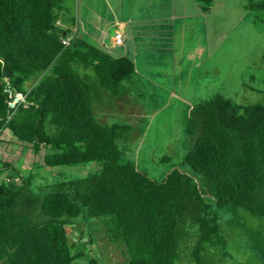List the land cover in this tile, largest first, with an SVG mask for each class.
Masks as SVG:
<instances>
[{
    "label": "trees",
    "instance_id": "16d2710c",
    "mask_svg": "<svg viewBox=\"0 0 264 264\" xmlns=\"http://www.w3.org/2000/svg\"><path fill=\"white\" fill-rule=\"evenodd\" d=\"M66 1L0 0V135L7 130L44 148L48 168H102L34 192L32 177L4 164L0 175L10 173L0 176V264H83L76 261L88 244L69 240L68 226L96 218L127 255L120 264H181L186 249L194 264H209L208 251H226L228 243L222 211L264 223V103L240 105L216 94L196 104L182 164L202 181L178 169L156 181L128 156L135 123H115V114L107 120L99 111L127 95L134 61L82 38L65 46L75 26ZM200 1L210 12L213 0ZM249 7L264 12V0ZM6 81L28 95L14 113ZM253 234L250 245L258 248L261 231Z\"/></svg>",
    "mask_w": 264,
    "mask_h": 264
},
{
    "label": "rangeland",
    "instance_id": "374dc122",
    "mask_svg": "<svg viewBox=\"0 0 264 264\" xmlns=\"http://www.w3.org/2000/svg\"><path fill=\"white\" fill-rule=\"evenodd\" d=\"M128 1L132 3V0ZM118 2L119 0H67L65 7L75 20L72 31L84 29L92 37L105 35L106 44H110L114 28L109 27V22L114 20L112 15L115 12L119 15L116 9ZM251 2L252 0H213L212 14L203 21L192 19L187 21L188 24L185 20L171 23L174 27L177 26V33L173 30L172 34L181 39L184 37L187 42L183 41L186 46L181 47L188 56L196 55L186 60L177 56L167 66L158 65L156 70L155 57L152 55V67L144 66V70L148 68L149 71H155L143 76L155 79L156 71L165 69L168 72L166 79L163 74H159L161 82L157 81V77L154 81L158 84L142 80L143 85L134 82L127 86L128 94L133 100L132 104L124 105V111L137 108L142 114L134 116V120L131 118L132 114H124L129 115L127 118L121 115L122 112L119 114L114 111L111 121L117 123L128 120L129 123H135L136 132L128 144V156L134 159L142 172L156 181H161L175 169L193 176L198 182L202 181L199 173L182 164L189 150L186 133L188 116L190 109L196 104L209 101L216 94L240 105L264 103V12L251 10ZM125 4L129 9L130 5ZM201 5L205 3L201 2ZM108 6L111 7L110 11ZM193 11L190 9L188 12L191 14ZM94 19L97 22H93ZM89 41L92 42L90 37ZM165 60L159 58L160 62ZM173 76H179L176 79V89L161 90V83L169 81ZM26 85L29 87L32 83L28 82ZM118 108L121 107L116 105L113 109ZM46 154L44 148L36 150L33 145L20 141L7 130L0 135V170L4 164L14 165L25 177L33 178L31 187L34 192H39L43 186L60 179L84 177L102 168L96 162L79 167L48 168L44 163ZM9 173L6 170L1 175L6 177ZM222 213L224 221H228L224 223L228 231L226 251L210 249L207 262L264 264V223L244 212ZM259 230L263 244L253 248L248 238ZM68 232L69 240H81L88 244L89 253L86 252L85 257L76 261L78 263L87 264L91 258L99 259L101 264L127 261V255L122 249L107 240L100 218L71 222ZM191 240L194 242L193 238ZM192 243L187 242V248ZM221 252L229 257L223 258ZM188 254L189 250L183 251L181 264H194Z\"/></svg>",
    "mask_w": 264,
    "mask_h": 264
},
{
    "label": "crops",
    "instance_id": "0c3cea01",
    "mask_svg": "<svg viewBox=\"0 0 264 264\" xmlns=\"http://www.w3.org/2000/svg\"><path fill=\"white\" fill-rule=\"evenodd\" d=\"M97 1V0H96ZM188 2H184V0H132V3L128 0H119L117 6V12L119 15H114V20H110V28L113 29V35L110 38V44H106V40H104V36H94L87 31L81 30L76 32L77 38H82L93 42L92 45L106 48L109 52L114 55L116 58L130 56L135 64L136 74L133 78L132 82H137V85L142 83V80H146V82L151 84H158L154 82L155 80L160 81L158 77L159 74H163V76L168 75L165 69L156 71L155 79H149L143 74L151 75L157 69L158 65L167 66V63L173 62L174 58L179 56L180 58L186 60L187 58L193 57L194 55L188 56L187 52L181 47L186 46L184 43H187L184 37L178 38L177 35L172 34L173 30L177 33V26L174 27L173 23L176 20H185L186 24L188 20L194 19H203L208 18L207 16H211L213 11V5L211 7L210 12H204L203 6L201 5L200 0H192ZM130 5L129 9L126 7V4ZM141 6L143 8L141 9ZM111 7L108 6V10L110 11ZM193 9V13L189 14L188 11ZM97 22L94 19L93 22ZM168 23V25L166 24ZM168 26V27H167ZM167 28V30L165 29ZM114 33H121L123 36L122 44L117 45L115 43ZM184 41V43H183ZM90 42V43H92ZM95 43V44H94ZM197 53V52H196ZM152 55L155 57V70L149 71L144 70V66L151 68L153 61L151 59ZM160 59H166L164 62H160ZM154 65V64H153ZM170 76V75H169ZM144 77V78H143ZM157 77V79H156ZM179 76H173L172 79L166 82H162L160 88L163 91H170L176 89V79ZM143 78V79H140ZM163 79V80H165ZM145 82V81H144ZM160 84V83H159ZM31 86V85H30ZM29 86V87H30ZM129 86V85H128ZM129 88V87H128ZM121 99L122 102L120 101ZM132 100L127 93L126 96L119 98L116 101H107L106 103H110V105L120 106L114 110L110 106H99V111L101 117H106L107 120L110 119V116H113L114 111L118 112L122 116L129 118V115L132 114L131 118L136 119L134 116H141V112L139 109H131L128 111L124 107V105L132 104ZM136 104V103H135ZM136 106H139L136 104ZM116 107V106H115ZM129 113V115H124ZM105 120V119H104Z\"/></svg>",
    "mask_w": 264,
    "mask_h": 264
},
{
    "label": "built area",
    "instance_id": "2783aa9c",
    "mask_svg": "<svg viewBox=\"0 0 264 264\" xmlns=\"http://www.w3.org/2000/svg\"><path fill=\"white\" fill-rule=\"evenodd\" d=\"M114 38H115V43L117 45L122 44L123 36L121 33H115ZM63 44L65 46L69 45L70 39L69 38L63 39ZM5 92L8 94V107L13 113L17 110L19 106L21 107L25 105L26 97H28V95L22 93L21 91L15 90V88L8 82L5 86Z\"/></svg>",
    "mask_w": 264,
    "mask_h": 264
},
{
    "label": "clouds",
    "instance_id": "9594fccd",
    "mask_svg": "<svg viewBox=\"0 0 264 264\" xmlns=\"http://www.w3.org/2000/svg\"><path fill=\"white\" fill-rule=\"evenodd\" d=\"M114 35H115V33H114ZM74 37H76V31H75V32L72 31V32L70 33V35H69L67 38H69V39H70V42H71V40H72ZM64 39H66V38H64ZM67 46H68V45H67ZM7 82L10 83V81H6V84H7ZM10 84H11V83H10Z\"/></svg>",
    "mask_w": 264,
    "mask_h": 264
}]
</instances>
